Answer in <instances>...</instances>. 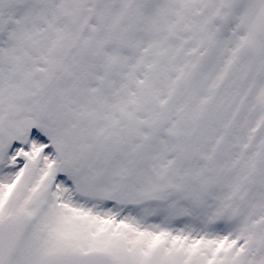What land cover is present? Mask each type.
<instances>
[{
  "label": "snow or ice",
  "instance_id": "snow-or-ice-1",
  "mask_svg": "<svg viewBox=\"0 0 264 264\" xmlns=\"http://www.w3.org/2000/svg\"><path fill=\"white\" fill-rule=\"evenodd\" d=\"M0 264H264V0H0Z\"/></svg>",
  "mask_w": 264,
  "mask_h": 264
}]
</instances>
